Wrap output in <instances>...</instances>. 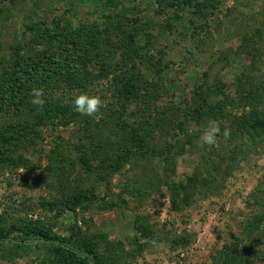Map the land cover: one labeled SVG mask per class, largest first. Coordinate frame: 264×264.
I'll list each match as a JSON object with an SVG mask.
<instances>
[{
  "label": "rangeland",
  "instance_id": "374dc122",
  "mask_svg": "<svg viewBox=\"0 0 264 264\" xmlns=\"http://www.w3.org/2000/svg\"><path fill=\"white\" fill-rule=\"evenodd\" d=\"M197 1L207 5L201 15L195 16H202L201 23H207L203 33L197 21L186 31L188 19L184 14L177 30L155 38L154 48L145 46V36L136 37V43L144 46L142 55H162L165 62L174 63L165 74V87L155 104L161 109L169 101L179 106L181 98L190 107L194 86L211 85L216 74L230 84L246 67V77L264 82V44H254L257 52L252 66L248 57L229 52L245 34L255 33L254 29L262 26L264 0ZM155 3L18 0L14 5H0V234H5L0 240V264H67L55 258L57 246L85 253L88 240L94 243L101 264H264V123H260L253 138L244 132L208 147L210 154L205 162L200 156L199 140L184 146L185 135L180 139L169 135V143H178L171 149L168 165L136 157L133 166L128 164L115 172L108 166L101 168L111 163L115 138L112 136V145L108 141L105 148L100 136H87L96 131L99 135L108 127V118L104 117L108 108L114 110L112 120L121 118L135 126L141 124L138 115L142 112L138 99L119 111L112 96L111 75L100 80L99 86L80 92L63 89V83L56 86L57 75L44 72L39 80L22 78L12 98L2 94L6 67L18 61V56L22 58L19 70L25 75L35 47L39 48L32 44L31 32L26 31L29 23L57 13L68 17L75 27L95 23L102 28L107 16L113 21L124 10L126 18L136 20L132 24L142 25L161 21L153 12ZM260 33L264 39V29ZM106 39L103 35L101 47L105 52L112 48L108 42L104 44ZM203 72L208 73L206 77ZM243 84L248 88L245 81ZM34 88L42 90V107L31 103ZM84 93L98 96L103 102L95 116L74 110L72 101ZM261 93L254 107L232 112H253L257 120L264 121V91ZM57 105L61 106L56 108ZM230 119L221 125L233 127ZM92 121L99 125H91ZM81 122L88 123V127L83 129ZM209 122L188 123L186 127L191 135L200 136ZM17 124L31 130L27 134L23 128L20 135L24 137L6 141L12 125ZM141 130L139 133L150 145L164 143L158 130ZM32 131L35 132L31 134ZM125 136L124 142L130 147L138 142L134 134ZM98 143L102 147L98 148ZM87 145L89 148H85ZM190 177L198 191L193 184L186 197L177 185L181 181L186 184ZM77 194L81 200L74 203L70 199ZM84 195L93 198L85 201ZM253 214L263 217V221L254 229H246ZM43 233L50 236L52 245L42 239ZM9 242L16 246L10 247ZM139 243L142 251L133 256Z\"/></svg>",
  "mask_w": 264,
  "mask_h": 264
},
{
  "label": "trees",
  "instance_id": "16d2710c",
  "mask_svg": "<svg viewBox=\"0 0 264 264\" xmlns=\"http://www.w3.org/2000/svg\"><path fill=\"white\" fill-rule=\"evenodd\" d=\"M17 1L0 0V5L1 7L4 6L3 4L14 5ZM155 2L156 7L153 12L158 19L161 18V21H147L142 25L132 24L136 20L126 18L127 14L124 10L121 11L122 15H119V13L113 21H111L113 19L111 16H107V21L102 28L95 23L79 24L75 27L68 17L57 13L48 19L44 18L40 21L29 23L25 26L26 31L31 32L30 40L33 45L39 48L35 47L34 56L31 55L34 58L31 59L30 69L25 75L19 70L22 67V58L19 59L18 56L16 57L18 61H12L6 67L7 70L5 71L3 82L5 89L2 94L6 98H12V95L18 92L17 84L22 81V78L27 76L25 79H32L33 77L38 79L41 73L44 72L57 75L56 86H60L59 84L63 83V86H61L63 89H76L80 90V92H86L84 89L91 86H99L100 80L111 75L112 96L116 100L117 104L115 105H118V108L121 109L119 111L126 109V105L129 102H134L138 99L141 104L139 112H142L138 115L141 124H136L135 126L133 124L130 125L128 122L124 123L121 118L112 120L111 114L114 110L108 108L109 112L104 114L105 119L108 118V127L99 135L98 131H96L93 136H91V133L87 136L92 139L100 136L101 141L102 139L105 141V148H107L111 137L115 138L117 145L114 148L115 151L112 149L111 163L109 165H101L102 159L100 158L101 162L98 161L102 169L108 166L111 171L115 172L125 165L130 164L133 166L136 163V157L145 160L153 158L159 160L163 165H168L171 160L169 155L172 152L171 149L175 147V143H178V140L169 143L166 140L169 135H173L176 139H180L185 135L186 143L183 144L184 146L194 143V139L199 140L197 134L191 135L187 130L186 126L188 123L201 125L206 120L215 121L220 127L221 133L228 134L227 141L232 136H237L239 133L243 134L244 132L251 134V138L255 137L260 130V123H264V121L257 120L253 116V114L255 115L253 112L247 115L232 112L244 107H254L259 103V98L262 95L261 91H264V82L262 80L257 82L252 77L250 79L246 77L247 71L244 72L246 67L243 68L242 72L234 76L230 84L220 79L218 74H216L211 85L198 84L194 86V102L190 107H188L185 98L179 100V106H176L173 101H169L164 109L155 105L161 96V89L165 87L163 83L165 74L169 71L170 65L174 63H172L173 61L165 62L162 55L154 58V55H147L145 51V55H142L144 46L136 43V37L145 36V46L154 48L153 42L155 38L165 34H172L177 30V23L183 20L184 14L186 15V20L188 19L184 27L186 31L190 25L194 26L196 21L202 33L207 27V23H201L202 16L195 17L202 14L201 10L207 8V5H200L197 0H155ZM218 2L216 5H218ZM210 6L212 7L213 5ZM193 17L195 19H192ZM261 25L262 28H260L264 29V22ZM260 28L254 29L255 33L245 34L241 38L239 45L234 50H229L233 56L248 57L251 60L249 66H252L256 61L257 50L255 45L264 44ZM103 35H106L107 38L104 44L108 42L109 45H112L109 46L112 48L107 52L101 47ZM199 43H202V41H199ZM61 56L64 57L63 61H60ZM179 62L181 63V60ZM207 74V72L202 73L204 77ZM244 78L246 80H243ZM244 81L248 86L246 89L244 88ZM60 106L57 105L56 108ZM108 106H110V103ZM150 110L153 113H149L148 111ZM228 118H231L230 125L233 122V127L226 126L227 128H225V126L221 125V122ZM80 124L83 129L88 127V123L81 122ZM91 125L97 127L99 124L92 121ZM12 127V133L7 136V139L5 138L6 141L11 142V139L18 140L24 137L20 135L23 128L24 131L28 130L27 126L24 125L21 129L19 124H17V127L14 125ZM30 130L26 131V133L28 134ZM138 130L145 133H153L158 130L163 135L162 140L164 143L150 145V142ZM33 132L35 131H32L31 134ZM126 134H134L138 142L130 147L124 142L123 136ZM103 135L105 136L103 137ZM110 145H112L111 141ZM97 147L102 146L98 143ZM85 148H89V146L87 145ZM229 152L232 153L233 151L230 150ZM209 154L208 147L202 146L200 156L202 160L205 159L204 162L209 159L206 158ZM192 181L193 178L190 177L186 184L181 181L177 185V188H181L183 196H186L187 190L191 189L195 180L193 183ZM193 188L198 191L195 184ZM92 198L93 195L83 196L85 201H90ZM70 200L78 203L81 197L79 194L73 195ZM262 221L263 217L253 214L245 228L254 229ZM41 236L49 245H52L50 236L47 233H43ZM3 238H5V234H0V240ZM9 245L10 247L16 246L12 242H9ZM94 248V243L89 240L85 243V253H79L71 248L59 245L55 249L54 255L56 259H62L67 264H101L100 256H98ZM142 248L143 245L141 243L136 245L133 256L140 254Z\"/></svg>",
  "mask_w": 264,
  "mask_h": 264
},
{
  "label": "clouds",
  "instance_id": "9594fccd",
  "mask_svg": "<svg viewBox=\"0 0 264 264\" xmlns=\"http://www.w3.org/2000/svg\"><path fill=\"white\" fill-rule=\"evenodd\" d=\"M33 99L31 103L38 107H42L45 103L42 99V90L33 89L32 90ZM74 110L81 115L95 116L103 106V102L98 96H91L87 93L77 95L72 101ZM223 140L227 142L228 134L221 133L220 127L215 121L209 122L207 128L199 136V142L204 147H214L217 145L218 141Z\"/></svg>",
  "mask_w": 264,
  "mask_h": 264
}]
</instances>
